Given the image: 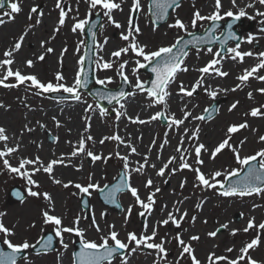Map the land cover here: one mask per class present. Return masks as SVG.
Listing matches in <instances>:
<instances>
[{
  "label": "rangeland",
  "instance_id": "obj_1",
  "mask_svg": "<svg viewBox=\"0 0 264 264\" xmlns=\"http://www.w3.org/2000/svg\"><path fill=\"white\" fill-rule=\"evenodd\" d=\"M122 2V5L125 7V14H126V25L122 26L121 28H116L114 25L108 22L107 17L103 15V10L97 7V9L90 10L87 6L86 0H61V5L64 8L65 11H68L69 8L72 9V11L68 12V15L65 20V24L63 26H60L58 24L59 21V12L60 9L56 8V0H21V5L23 3H26L28 6L25 8L26 10H23L19 14H15V18L11 21H8L7 18H5L6 22L4 25L12 24L14 25L13 29L11 30V33L7 36V40L4 41V43H1L2 46L0 48V59L3 57L1 52L9 50L14 45L15 41L19 38L20 35H25V38L28 36V39L31 37V34L36 33L39 34L38 30L33 28L34 21H37V19H47L51 22V27L49 30L41 35L44 42V47L41 49L39 48V51L42 50V53L39 55L33 54L31 49L26 51L25 47L24 50V58L21 59L20 67H24L22 71H24L23 74H35L38 76V78L42 82H56L55 81V75L56 73H61L64 76V80L61 81V83H65L67 85H72L74 83L76 72L80 67H83V65L78 64V60L81 56H84V51L87 43V38L85 36L84 31L81 32L80 30H77L76 32H73L72 26L78 19H88L89 23L94 18L93 16L98 15L101 18V23L98 26V29L95 33V39H94V58H93V66L92 71L94 75V80L96 79H105L106 77L112 78V83L107 84L106 86L98 85L94 82V84L91 86V89L97 88L99 86H102L107 89H117L122 79L117 75L119 64L123 61L127 60L129 63L125 66V74L129 77V83H127L128 88V94L124 97L122 101H120L121 104L125 106V103H130L132 106L134 105L135 108L139 106L144 111L142 112L141 119L144 117L147 122L152 124V130L153 132L150 134L147 141H142L146 143L147 149L150 152H160L161 145H165V141H167L169 138H174L176 134V127H169L168 121L159 118L157 120H151V116H153L157 111H163L165 113V116H169L170 114L167 113L166 109L163 107V104H153L151 98H149L146 94V92H140L138 89H135L134 85L136 83L137 78L140 79L142 83H144L145 86H147L150 76L146 73H143L142 69H139L137 71V74L135 76L132 75V68L135 67L134 61L136 59H141L136 57L133 53L129 52L128 54H122V56L117 59L115 57H112V60L114 62V66L111 69L103 70L98 69L96 67V61H97V54L98 52L103 48L105 43V38H107V42H112L114 45V51L118 50L121 47L127 46L126 41H123L121 39V33L126 32L128 30V19L131 16L133 20L134 25H138L141 29V33L138 35L137 39L141 44L147 45L146 50H156L160 46H168L171 43L175 41L177 36H186L184 32H182L179 29L176 28H169L168 25L171 23H174L176 18L181 19L183 22L188 24V31L195 32L199 31L200 33L209 25L208 20L200 21L197 24V27L193 29L191 27L190 21L193 17V13L196 11H201V4L202 0H183L180 1V7L176 9L175 11L172 10L171 13L167 16V19L165 22H162L161 25L156 26V30L153 31V24L151 23V17L148 11V0H141V9L139 12H133L131 10V3L132 0H120ZM246 0H236V4L240 3L241 6L244 5V2ZM249 4L255 6L258 8V10H263L264 5L259 3V0H247ZM256 1V3H255ZM11 2V0H8L7 3ZM44 2V6L41 7V3ZM113 2H115L113 0ZM210 2V1H209ZM120 3V2H119ZM213 6L211 10H208L207 14H209L211 11H215V1H212ZM37 7L38 12L37 13H31V8ZM7 7L5 9L0 11V14H2L3 11H7ZM119 10V9H118ZM246 15L244 17H241L240 20H242L243 27L237 26V30L241 33V40H240V51H248L252 52L255 56V60L257 63H259L261 57H259V52H264V37L261 39V41L258 42H252L248 43L246 41V37L251 34L255 37L259 36V32L262 31V27H264V20L261 22L259 21V16H254L248 9L244 8ZM116 10H113V18L115 15ZM239 12V9H238ZM234 12V14L238 13ZM264 12V11H263ZM42 13V15H41ZM31 14V19H29V15ZM264 17V16H263ZM232 17L223 16V19L220 20L222 23H228L226 20L230 19ZM88 23V24H89ZM252 24V25H250ZM31 25V27H29ZM87 26V25H86ZM85 26V27H86ZM248 26H251V28H248ZM59 28L57 31L56 29ZM264 36V32H261ZM221 31L216 34V36H220ZM234 44H230L228 47H234ZM47 47H51L54 49L53 52L56 54L59 53L60 63L55 66L54 68L50 70V64L49 59L52 53H44L45 49ZM21 47V49H23ZM213 52L218 51V46H214ZM20 49V50H21ZM64 49H67L66 52L61 56V52H63ZM207 47L199 49V51L195 49H191L189 51V55L185 58V64L184 66L188 68V71L184 72L181 71L179 74H183L182 79L173 82V84L169 87H174L172 95L178 96L180 98L185 99H191V101L197 103V106H200V113L199 115L204 114V109L207 107L209 108L210 105H212L214 102H218L219 106L225 104V98L224 97H216L213 98L211 103L209 105L201 107V103L205 104L207 101L206 94H200L199 89L193 94L192 97L184 96L182 93H179V85L183 83V85L188 88L189 85L192 84V82L197 80L196 78L200 79L203 75V80L207 78V75L209 74H201L199 72V68L205 64L204 62H209L213 59V54H209L207 56ZM202 53H205V56H201ZM43 54L45 56V59L43 61H40L38 57ZM50 55V56H49ZM232 54H226L221 60L220 64L216 65L217 68H227L231 72L232 69L236 68L235 71H237L241 63L239 61V58L236 60L231 59ZM72 58V62H70V65L67 62V59ZM32 59L34 61L33 67H27L26 61ZM245 59V58H244ZM71 60V59H69ZM189 62H192V65H186ZM4 72V69H0V75H2ZM212 74H215L214 72ZM258 75L264 76V69L258 70ZM215 76V75H213ZM255 78V77H253ZM216 79V78H214ZM7 83H15V78L11 77L9 78ZM30 83V82H29ZM222 83L219 79L215 80V84L219 85ZM241 83V82H240ZM262 84L264 86V81H262ZM245 87V85H244ZM201 88V87H200ZM264 88V87H263ZM35 89H31L28 87L27 84L20 85L15 88H4L0 86V104H2L4 107H0V118L4 123L8 126H12V131H8L9 133V140L8 142H11L12 144L19 143L20 148L25 145V142L32 141V137L29 135H26L25 132L21 130L20 135L16 137L14 134L16 133L17 128H23L22 125L24 123H28L29 125L33 124L34 118H37L39 116V112L44 110L46 107H56V109H60L57 105H64L67 104V106H76L81 108L82 114L81 119L79 121L80 126L84 125V133H86V137L88 135L93 136L90 130V128H85V125L89 123L92 117L96 118V122L98 123L100 131L104 134L101 139L105 137H110L112 135H118L120 137L121 133L119 131H116V128L120 127L122 125V119L124 118L125 114L132 113L130 110L125 111L120 108L119 104H112L111 107H108L106 109V114L101 116L100 109L96 107V101L94 99H91V97L88 95L87 92H80L81 99L79 101L72 98V100H68L66 98L61 100H55V99H49L48 94L45 93L43 95H36ZM97 95L101 93L100 91H96ZM61 94L69 95L68 93L63 92H57ZM233 99L234 101H237L238 95H233L229 100ZM104 100V99H103ZM228 100V101H229ZM227 101V100H226ZM104 102H107V100H104ZM253 102L251 107H260L261 105H264V94H262L260 91L253 94ZM93 105V108L90 111H86L88 105ZM117 111L123 113L119 119H117ZM250 111V110H249ZM248 111V112H249ZM59 112V111H58ZM247 114V112H246ZM249 114V113H248ZM197 115V110L196 114ZM18 121L19 126H13L12 120ZM90 118V119H89ZM215 118V117H214ZM212 118V119H214ZM246 115L242 114L240 116V119L235 120L233 123H239L242 120H247ZM163 119V120H162ZM212 119L209 118V120L205 121H198L195 120V125L200 126L201 131L204 127L207 126L209 121ZM22 122V123H21ZM229 122L227 126L230 124H233ZM36 124V123H34ZM52 126V125H51ZM35 131V137H37V140L34 143H37L41 146H47L50 147V149L58 150V149H64L62 147V144L66 143L65 138L59 133L56 132L55 129H57V126L53 128L51 131H44L41 128H38V126L33 127ZM50 130V129H49ZM245 130L250 133L249 128H245ZM154 131H156V134L153 135ZM258 131V130H257ZM72 132V130H71ZM226 132V130H225ZM261 132V133H260ZM260 132H255L252 135V141L250 145L248 146L249 149H242V153H240L241 156L254 154L256 151L260 150L261 148H264V142H261L259 140V137L264 135V124L263 127H261ZM167 133V135H165ZM248 133L246 135H248ZM191 132L189 133V135ZM200 135V134H199ZM221 141L225 138V133L223 136H221ZM243 134L241 131L238 133H235L232 135V140L230 141L231 144L234 146H240L239 142L242 140ZM52 139V140H49ZM93 143L92 141L86 142V149L88 151H92L96 155H101L102 157H109L107 159V162H104V160L100 161H92L90 157H88L86 154H79L76 156L75 164H78L81 167V175H79V179L72 180L71 182L73 185L75 183H80L82 186L87 185L88 177H93V182H98L101 186L104 184H110L114 178L119 177L120 173L123 172V161L117 158L116 153L121 152V143L119 141L114 140H105L103 144L100 143V140ZM143 140V139H142ZM244 140V138H243ZM155 141V143H153ZM7 142V143H8ZM195 141H189L187 138L184 140L183 147L186 146L187 149H190L191 144H193ZM67 144V151L73 150L77 145L74 143L71 145ZM186 144V145H185ZM70 148V149H69ZM93 149V150H92ZM190 152V150H189ZM189 152L186 153L187 157H189ZM241 152V151H240ZM24 153H22L23 155ZM29 154L25 155V158H28ZM177 156V162L176 165H170L169 169H166L165 176H156L158 179L166 177L168 182L172 179H175L177 181L176 187L174 190H170L169 186L167 184H160L159 188L161 191L156 194L155 200L156 203L153 206L154 210L151 212L150 215L146 214L145 216H140L139 213L142 211V209L135 205L134 198L131 196L129 192H125L124 194L120 193L119 198L117 197V200L120 202V206L122 207V212L118 213L114 211L109 205L110 204L106 201H104L103 196H98L97 191H92L91 196H87L85 194L79 193V190L76 189L74 186L70 185L68 188H64L62 185L52 184L48 182H39L41 187L40 189H37L38 191L42 192H48L50 195L51 193H55L58 196L62 198L61 202V211L57 213V216L62 217L63 226H73L74 218L77 216L81 217V220L79 222V227L82 226L85 229L86 239L89 240H95L99 241V238L102 235H106L109 231V226H113L112 224H115L116 227L114 229L118 232L119 237L122 241L126 242L127 233L128 232H135L138 235L143 231L144 224L147 222L149 225V234L151 232L152 226H154L156 223H154L156 220H159V215L161 216L162 211H164L166 208L165 200L166 198L173 197L176 200L185 202L186 199L190 200V211L188 212V217L185 219V221L182 223L180 229H177L174 225L171 223L167 226H161L158 228V236L156 237V241L159 242L160 239L165 238L167 240V243L165 244V248L168 252L167 261L169 264H175L177 261L178 256L177 255V249H179V246L174 240L175 235L177 232H179L181 235L182 232L185 231V229L189 228L193 225V222L191 221L192 216H196V212L198 209L195 207L197 203H199L203 198L204 202H206L208 205H210V202L214 201V205L209 207L210 213L207 212L205 215H203V219L205 218L207 221L206 225L211 224L215 222V219L212 218L211 213L213 214L216 210L217 204H220L221 206H228V204H231L235 209L230 212L229 216L226 218L228 222L232 224V227L226 231V229H221L218 235L215 238H210L206 232V237L212 240L211 242H214L215 240H218V243L216 244V248L212 251L215 252L217 255H227L230 258H234L239 254V249L243 246L244 243L250 242L251 239H253L257 234V229H251L248 233H244L243 231H238L235 236L230 234V231L232 229H243L246 227V224L244 223V219L241 216V213L243 215H246L247 213V205L250 203H253V201L258 200L260 197L257 195L252 196H246V197H223L217 194L216 189H203L201 187H194L195 181V173L194 171H190L188 169L179 170L174 175L171 174L170 168L171 166H174L175 168H178L179 166V154ZM10 162L13 165L14 159L9 158ZM195 160V159H194ZM234 156L232 152L228 149H225L222 151L221 154H218L215 161H209L210 164H213L212 171L220 170L223 171L224 169H230L233 167L238 168L239 166L234 163ZM77 162V163H76ZM130 162V161H129ZM136 162V161H135ZM133 162L130 163L133 167H138L140 162L137 163ZM196 163L192 166V168L198 167ZM63 167V166H62ZM0 168H2V162H0ZM210 171L209 174L212 172ZM73 173V172H72ZM76 175L75 173H73ZM68 178V175L66 176ZM143 179L141 174H138L136 172L131 173L130 183L132 186L137 187L139 190V195L142 199L146 201L147 195L149 192L154 191V185L152 188H145L144 184L146 181H141ZM157 179V181H158ZM222 179V178H221ZM239 179V178H237ZM181 181H186L185 186L183 188L180 187ZM66 181L65 183H67ZM154 182V181H153ZM156 183V182H154ZM171 183V182H169ZM176 183V182H175ZM17 186L18 189L21 190L22 194H24L25 198L23 201L19 200H10L8 197L9 190L13 187ZM28 185L26 184L25 180L21 177L9 173L6 170L0 171V211L6 213V215L2 218L4 224L6 226L12 227L15 226L14 231L15 235L11 238L13 242H21L24 239H27L30 243H35L36 240L40 239L41 237L45 236L47 233H52L55 236V232L53 231V225H45L43 224L41 212L45 209V204L47 201H45L42 197L41 198H34L27 195V189ZM91 191V190H90ZM82 198H87L89 202V209L84 211L81 206V200ZM105 203H107L105 205ZM264 203V198H263ZM129 205H132V212L129 216L127 223H125L124 217L128 215L127 209ZM172 206V204H170ZM261 215L257 218H255V223L258 225L261 222H264V208L260 209ZM237 211V212H236ZM101 213H104V216L101 217ZM60 214V215H59ZM95 216L96 221L98 222L100 228L103 230L101 232H97L95 230V227L92 225V216ZM35 224V227H29L31 224ZM154 223V224H153ZM203 228H206L203 224ZM219 227L211 228L212 231L217 229ZM43 229V231H41ZM210 229V230H211ZM64 242L69 245L67 249H64L62 245L59 242V238L55 236L56 239V248L53 250V252H47V253H31V249L25 250L24 253H26V256L29 258L30 264H59V261L63 259L66 261L67 264H72L73 261V254L76 251L75 245L77 242L79 243V237H76L74 234L70 233H64ZM199 241H190L192 244V247L194 250L196 248L200 247V244L202 243V236H199ZM0 239H2V235H0ZM2 243V242H1ZM207 241L204 242L206 244ZM207 245V244H206ZM131 247H135V245H131ZM234 248L235 250L232 253H227V248ZM2 249H5V245H2ZM249 255L260 262V264H264V232L261 233V241L258 247L255 249L250 250ZM129 263L131 261H134L135 264H138L140 261H146L148 264H153V261L156 259V253L154 250L141 248L138 249L135 253H130L128 256ZM121 258L119 256L116 257V259L113 261V264H120ZM18 264H25V261L23 258L18 260ZM179 264H191V260L187 258V256L184 259L179 260ZM206 264V257L205 262Z\"/></svg>",
  "mask_w": 264,
  "mask_h": 264
},
{
  "label": "snow or ice",
  "instance_id": "obj_2",
  "mask_svg": "<svg viewBox=\"0 0 264 264\" xmlns=\"http://www.w3.org/2000/svg\"><path fill=\"white\" fill-rule=\"evenodd\" d=\"M79 2V0H78ZM235 5L236 0H232ZM87 6L90 10L97 9L99 6L100 9L103 10V15L107 17L109 23L114 24L116 28H121L122 25L115 21L113 18V10H117L121 8L120 3L113 2V0H86ZM259 3L264 5V0H259ZM252 5H248L251 7ZM7 7V11H3L0 14V25H3L7 18L8 21H11L15 18V14H19L22 11L21 8V0H11L9 3H5V0H0V10L5 9ZM180 7L178 0H151L149 11L152 13V16L155 17L153 20V31L156 30L157 21H165L166 17L169 15V9L175 11ZM56 8L60 9L59 12V21L58 24L63 26L65 24L66 17L68 12L72 11L71 8L68 11H65L61 5V0H56ZM222 3L221 0H215V11L210 16L201 15L199 11L193 13V17L190 21L191 27L195 29L197 27L198 22L200 21H211L212 25L207 29V32L204 36H196L192 32L188 31V24L183 22L181 19L176 18L174 23L168 25L169 28H176L184 32L187 36L191 37V39H184L183 36H177L175 41L168 46H160L156 50H146L147 45L141 44L137 39L138 35L141 33V29L138 25L133 24L132 17L130 16L128 19V30L126 32L121 33V39L123 41L128 42L127 46L121 47L116 51L111 53L112 57L119 59L122 54H128L129 52L133 53L136 57L142 58L136 59L134 61L135 67L132 68V75L135 76L139 69L145 68L147 65H151V72L154 74L155 78L151 81V87L145 88L144 83L137 78L136 83L134 85L135 89H138L140 92H146L147 96L151 98L152 103L155 104H164L166 105L167 98L170 96V92L168 91V87L171 83H173L176 79V76L181 71H188V68L184 66L185 58L189 55V51L187 50L189 46H197L199 44H212L217 40L221 45L227 43L228 40H236L239 41L241 38L236 36V34L231 30L232 24H229L227 33L223 34L220 37H216L215 32L217 30V21L223 19V16L232 17L233 20H239L241 17L246 15L244 9H240L238 13L234 14L232 11H227L221 15ZM141 9V0H132L131 10L133 12H139ZM31 13H37L38 8L32 7ZM42 15V13H41ZM257 15L264 16V12H258ZM29 19H31V14L29 15ZM41 21L37 19L36 23L39 24ZM89 23L88 19H78L72 26V31L76 32L80 30L84 31L85 26ZM31 27V25H29ZM57 31L59 28L56 29ZM91 33V29H89ZM93 39H95V33H92ZM25 39V35H20L19 38L15 41L12 48L3 52V59H0V69H4L2 75H0V86L4 88H15L23 84H27L29 88L35 89L36 95H43L45 93H53V92H63L70 94L75 100L79 101L81 99L79 89L85 87L87 85V73L84 72L83 67H80L76 72V77L74 83L72 85H67L65 83H61L65 78L61 73H56L55 75V83L52 81L42 82L37 75L35 74H22L19 69L13 70L11 65L14 64V54L17 53L21 47L22 43ZM254 40V36L249 34L246 37V41L248 43H252ZM105 43H107V38H105ZM41 47H44V42H41ZM240 43L237 42L234 47H228L226 49L227 53L232 54L231 59L239 60L242 62L245 57L252 56V52L240 50ZM54 51L53 48L47 47L45 52L52 53ZM67 49H64L61 52V56L66 52ZM199 51V49H197ZM207 52L213 54V59L207 62V64L201 68H199V72L201 74H209L211 75L213 72L216 76L224 77L227 76L228 73L222 71L220 68H217L216 65L220 64L223 57L220 52H213L212 47L207 48ZM259 57H261L259 63H257L251 69L244 70L243 74L238 76L237 79L241 82L237 84L232 91H236L241 88L242 84L249 80L250 77H253L257 74L258 70L264 69V52L258 53ZM38 59L43 61L45 56L41 54ZM84 56H81L78 60L79 65H83ZM129 63V61L125 60L119 64L117 75L122 79V81L127 84L129 83V77L125 74V66ZM27 67H33L34 61L29 59L26 61ZM114 66L113 61H105L102 57H99L96 61V67L98 69H111ZM83 75V79H82ZM14 77L15 83H7L6 81L9 78ZM261 81H264V76H257ZM30 82V83H29ZM96 84L106 86L107 84L112 83L111 77H106L105 79H96ZM204 80L203 75L200 79H197L193 85L190 86V90L186 88L183 83L179 85V93H182L184 96L192 97L193 94L197 91V89L203 86ZM207 94L215 98L217 96L216 91L205 89ZM262 94H264V88L259 89ZM100 99L107 100L109 104H112L115 101L120 105V108L123 109L124 105L120 103L121 99H123L127 94L124 91L112 92V91H104L98 94ZM249 98H252V93H248ZM238 106V102H234L228 108L229 112H232ZM0 107H4L0 104ZM96 107L100 108L97 104ZM186 107V106H185ZM93 108V105L89 104L86 111H90ZM204 113L208 115H199L192 116V113L186 110H182L183 119L176 118L175 115L165 116L163 111H157L153 116H151V120H157L159 118H163L168 121V126L171 128L175 126L177 129L185 123V121L191 117L194 120L205 121L209 118L212 111H216V109L205 108ZM101 116L106 114V110L100 108ZM123 113L117 111V119ZM252 117H264V105L260 107H254L250 110L249 113ZM90 119V118H89ZM131 119V118H130ZM53 120H56L53 117ZM133 123H145L144 120H140L136 118L132 120ZM56 126L60 127L59 121H56ZM41 128L45 127L43 124L40 125ZM249 127L247 122L242 123H233L227 126L225 132V138L220 141L213 148L207 147L204 143L199 142V134L201 131L200 126L198 125L194 131H191L189 135V129H184V135L180 137V146L175 149V152L179 154V166L178 168H171V174H175L179 170L188 169L190 171H194L195 173V181L194 187H201L203 189H216L217 194L223 197H246V196H264V148L256 151L254 154L241 156L240 151L242 145L245 143L244 140L239 142V147L234 146L230 143L232 140V135L238 133L241 129H245ZM27 131L31 132L33 129L29 128L25 125ZM167 135V133L165 134ZM187 138L189 141H196L193 145L194 153H195V163L199 166L204 164V160L202 159V155L204 153L209 154V158L212 161H215L218 154H221L223 150L228 149L232 152L236 164L239 166L238 168L233 167L230 169H224L223 171L215 170L210 174H205L201 167L192 168V166L188 163V157L186 153L189 152V149L184 148V140ZM9 137L7 135V130L4 127H0V142H4L3 147H0V162H2V168L0 171L6 170L9 173L15 174L22 179L25 180L28 185L26 191L27 195L34 198H43L48 202V208L41 212V217L43 224L45 225H53V231L55 232V236L59 238V242L64 249H67L69 245L64 242V233L74 234L76 237H79V245L80 251L74 254L72 264H113V261L117 256L121 258L120 264H129L128 256L130 253H135L138 249L146 248L150 250H154L156 253V259L153 261V264H169L167 261L168 252L165 248V244L167 240L162 238L159 242L156 241V237L158 236V228L161 226H167L170 223L174 225L177 229H180L182 223L188 217V212L181 211V208L178 206L183 203V201H177L174 204V211L167 212L166 218L162 220H158L154 226L151 228V232L149 234V225L147 222L144 224L143 231L138 235L135 232H128L126 242L122 241L119 237L118 232L114 229L113 226H109V231L106 235H102L99 238V241L89 240L85 238V230L79 227V222L81 220L80 216L74 218L73 226H63L62 217L51 214L54 211V201L52 196L48 192L38 191L41 185L35 180L33 177L43 171L45 174L49 176L54 184L62 185L64 188H68L70 185L74 186L79 190V193L85 194L87 196H91L92 191H97L103 194V197L106 202L115 204L117 207L120 205L117 202V194L127 191L134 198L135 205H138L142 211L139 213L140 216H145L146 214L150 215L154 210V205L156 203L155 196L157 193L161 191L159 187H155L154 191H151L147 195L146 201L141 198L139 195V190L137 187L132 186L130 183L131 173L136 172L138 174H143L144 169L148 165L149 157L146 155L143 157V163L139 164V167L130 168L129 158L126 155H120L119 152L116 153L117 158L123 161V172L119 175V181L115 184H112L111 187L108 184H104L101 186L98 182H93V177H88L87 185H81L80 183H73L71 181L67 183H63L60 179H57L54 176V166L56 165H64L65 159L62 156L59 159H52L47 164H45L39 156L35 158H20L16 165H13L10 162V157H13L15 153L18 152L19 146L16 147L8 146ZM93 137L88 135L87 137H82L78 145L71 152V156L75 157L81 153L86 154L91 158L92 161H100L104 160L107 162L109 157H102L101 155H96L92 151H88L86 149V142L92 141ZM105 140H114L119 141L120 143H124V141L118 135H112L110 137H105L100 140V143L103 144ZM261 142H264V135L259 137ZM155 143V141H153ZM164 143H167L165 141ZM131 149V153H136L137 149L132 145H127ZM163 144L161 145V148ZM157 159H160L158 156ZM177 162V156H171L167 160V162L163 163V166L160 167L156 175L157 176H165L166 169H169L170 165H173ZM155 168V164L150 165ZM233 177H239V179H230ZM222 178V179H220ZM115 179V178H114ZM167 182V181H165ZM186 181H181L180 187L183 188L185 186ZM153 180L148 178L144 184L145 188L153 187ZM91 190V191H90ZM17 197V199L23 201V197L21 193L16 192L13 193ZM204 201L201 200L196 204V208L202 209ZM167 208V205L164 206ZM253 207H256L254 205ZM132 205H129L127 209L128 215L124 217L125 223L132 212ZM6 215V213L0 211V235H2L3 245L7 246L8 251H4L0 249V264H18V258H20L21 254L25 252V250L35 249L39 246L43 250H47L52 247L53 237L47 236L46 238H40L36 240V242L30 243L27 239L22 240L21 242H13L11 239L15 235L14 228L15 226L9 227L6 226L2 220V218ZM243 213H241V216ZM104 216V213H101V217ZM197 220V216H192L191 221L195 223ZM207 223V221H204ZM92 225L95 227L97 232L103 231L98 222L96 221L95 216H92ZM29 227L34 228L35 224H31ZM229 225L227 223L221 224L219 228L209 231L207 235L210 238H215L221 229H228ZM251 229H257L256 236L250 240V242H246L239 249V254L230 258L227 255H217L215 252H210L206 257V264H260L259 261L253 259L249 252L252 249H255L259 246L261 241V233L264 232V222L259 223L258 225L255 223L254 218L249 219L246 227L241 229H232L230 234L235 236L238 231H243L244 233H248ZM43 231V229L41 230ZM189 241H199L200 237L198 235H191ZM175 242L180 248L179 257L175 264H179L180 259H184L186 256L191 260V264H202V261L197 258L195 255V250L192 247L190 242H186L182 235L177 232L174 237ZM135 245V247H131V245ZM234 248H227V253H232ZM25 264H30L28 256H23Z\"/></svg>",
  "mask_w": 264,
  "mask_h": 264
},
{
  "label": "bare ground",
  "instance_id": "obj_3",
  "mask_svg": "<svg viewBox=\"0 0 264 264\" xmlns=\"http://www.w3.org/2000/svg\"><path fill=\"white\" fill-rule=\"evenodd\" d=\"M116 3L121 4V8L118 10H116L115 15H114V20L119 22L122 26L126 25V14H125V7L122 5V2L120 0H114ZM202 6H201V15L204 16H210L214 11H211L209 14H207L208 10H211L213 6L212 1L215 0H202ZM210 1V2H209ZM222 3V8L220 10L221 15H223V13L227 12V11H234V12H238V9H248L252 14H254V16H259L257 15L258 12H263V10H258V8H256L255 6H257L255 4L252 5L251 7H248V5H251L248 3V1L246 0L244 2V5L241 6L240 3L235 5L233 4L232 0H221ZM256 3V1H255ZM44 6V2L41 3V7ZM28 6L26 5V3H23L21 5V8L23 10H26L25 8H27ZM232 18H230L231 20ZM259 21L261 22L262 20H264L263 16H259ZM229 20V21H230ZM40 23L37 24L36 21H34V25L33 28L37 29L39 34L33 33L31 34V37L28 39V36L24 39L23 41V46L25 47V50L28 51L31 49L33 54H37L39 55L40 53H42V50L39 51V48L41 47V42H43V40H41L42 38L40 37L41 35L45 34L49 28L51 27V22L50 20L47 19H40ZM228 21V22H229ZM234 21V20H233ZM235 22V21H234ZM230 23H228L227 25H223L222 23H218L217 24V30L216 32L220 31L221 29L224 28V31H226V29H228V25ZM238 24V23H237ZM237 24H233L232 27V31L236 32L237 29L234 28V25ZM114 24H112L111 26H113ZM240 25V24H239ZM252 25V24H250ZM14 25H12L11 23L8 25H0V48L2 46L1 43H4V41L7 40V36L9 35V33H11V30L13 29ZM240 28L243 27V25L241 24L239 26ZM251 28V26H248L247 30ZM215 32V33H216ZM264 32V27H262V31ZM261 32H259V36L255 37L253 42H260L261 39H263V34H261ZM238 34H241L238 31ZM22 46V48H23ZM114 45L112 44V42H107L103 48L98 52L97 54V58L102 57L105 61H111L112 60V56L111 53L114 51ZM41 49H43L41 47ZM23 49L19 50L17 53L14 54V64L11 65L13 70L19 69L21 71V73L23 74L24 71H22V69L24 67H20V61L22 58H24V52H26ZM4 52V51H3ZM3 52H1V54H3ZM44 53H47L44 51ZM207 56H209L210 53L206 52ZM49 54V53H47ZM3 56V55H2ZM50 56V55H49ZM201 56H205V53H202ZM4 57H2L1 59H3ZM60 59H62L61 57H59V53L56 54L55 52L52 53V55L50 56L49 64H50V70L54 68V65L57 66L60 63ZM71 59V60H69ZM67 59L68 64L70 65V62H72V58ZM240 61V60H239ZM241 62V61H240ZM205 64H203L201 67L206 65V62H204ZM257 64V61L255 60V56H249V57H245V59L243 60V62L241 63V65L239 66L240 69H238L237 71L236 68L232 69L233 71L231 72L229 69L227 68H221L222 71H225L228 73L227 76L224 77H219L216 76L215 74H211V75H207V78L204 80V84L203 86H201V88L199 87V93L203 94L206 96V103L203 104L201 103V107L207 106L209 105V103H211V101L213 100L212 97H210L207 92H206V88L208 90L211 91H216L217 92V96L216 97H224L225 98V104L219 106L218 109V113L217 116L212 119L211 121H209V123L207 124L206 127H204L202 129V131H200V135H199V142L204 143L207 147L209 148H213L214 146H216L222 139L221 136H223V134L225 133V130L227 128V125L229 124V122L233 123L235 120L240 119V116L242 114H245L247 120H242L239 123L242 122H247V124L249 125V130L250 133H248L245 129H241V133L243 134V138L245 143L242 145L241 147V152L242 153V149H249V145L252 141V135L255 132H260L261 127H263L264 124V117H252L250 114V111L252 109L251 105L253 102V94L258 92L259 89H262L264 86L262 84V81L259 80L258 78H256L257 76H261L258 74H255L253 77H250L248 81L244 82L241 86V88L237 89L236 91H232L233 88H235V86L237 84H240V81L237 79L238 76L242 75L244 70L246 69H251L252 67H254ZM186 65H192V62H189ZM200 67V68H201ZM32 74V73H30ZM215 75V76H213ZM183 74H177L176 79L177 81H179L180 79H182ZM216 78V79H214ZM198 79V78H196ZM219 79L222 83H220L219 85L215 84V80ZM173 83H171L172 85ZM194 84V81L192 82L191 85ZM188 87V89L190 90V86ZM245 85V87H244ZM170 86V85H169ZM176 86V85H175ZM174 87H168V91L170 92V96L167 98L166 101V105L165 106L163 104V107L166 109L167 113H169L170 115H175L176 118H180L183 119V113L182 110H186L192 113V116H194L196 114V110H197V115L199 116L200 113V106H197V103L191 101V99H185V98H180V97H176L172 95L173 89H175ZM252 93V98H249L248 93ZM238 95V99L237 101H234L233 99L229 100L233 95ZM215 97V98H216ZM50 98V96L48 97ZM227 100V101H226ZM229 100V101H228ZM234 102H238V106L236 109H234L232 112L228 111V108L230 107V105ZM58 107H60V109H56V107H46L44 110L39 112V116H37V118H34L33 120V124L29 125L28 123H24V125H22L23 128H17L16 133L14 134L16 137H18V135H20V132L22 130V132L24 131L26 135H29L32 137V141H27L25 142V145L22 146V148L18 149V152L14 154L12 158V160L14 159V164L18 163V160L20 158H25L26 154H29L28 158H35L36 156H39L41 158V160L47 164L49 161H51L52 159H59L62 156L65 159V164L64 165H56L54 166V176L57 179H60L63 183H65L66 181H72L75 179H79V175H81V167L78 164H75V157L71 156V152L73 150L67 151V144L70 143H74L75 145L78 144L79 140L82 137H86V133H84V125L80 126V117L82 114V110L79 107L76 106H67V104L64 105H57ZM186 106V107H185ZM124 110H130L133 111L132 113H129L128 115L125 114L124 118L122 119V125H120V127L116 128V131H119V133H121L120 138L124 141V143H121V152L120 155H126L129 158L130 163L133 164V162L137 163L138 161L140 163H143V157L144 156H148L149 160H148V165L146 166V168L143 171L142 177L143 179H141V181H147L148 178H151L154 182L153 185L154 187H159L161 185L160 184H167L169 186L170 190H174V188L176 187L177 181L175 179L170 180L169 183L167 178H161L158 179V177L156 178V172L157 170L163 166V163L167 162V160L169 159V157L171 156H176L178 153L175 152V149L180 146V137L182 135H184V129L187 128L189 129V133L191 131H194L195 128L197 127L195 125V120L192 119L191 117H189L185 123L183 125H181L178 129L176 128V134L174 138H169L167 140V143H165V145L161 148V150H159L160 152H150L147 149L146 143L142 142V141H147V139L149 138L150 134L153 132L152 130V124H150L149 122H147L145 120V118L143 117L141 119V115L142 112L144 111L143 109H141L139 106L137 107V109L135 108V106L130 103H125L124 106ZM59 111V112H58ZM249 111V112H248ZM128 112V111H127ZM247 112V114H246ZM53 117L56 118V120H53ZM131 118V119H130ZM136 118H139L140 120H144L145 123L141 124V123H133L132 120H135ZM12 120V125L13 126H19L20 124H18V121H14V119ZM56 121H59L60 123V127H57V129H55L56 132H59L64 138L66 143L62 144V147L64 148L62 149H50V147L44 146L41 144V146L37 143H34L37 140V137L34 138L35 136V131L34 128L35 126H38V128H41L40 125L43 124L45 127L41 128L44 131H51L53 128H55L56 126ZM22 123V122H21ZM36 123V124H34ZM25 125H27L29 128L33 129V131L29 132L26 130ZM52 125V126H51ZM0 127H4L7 130V135L9 137V133L8 131L11 129L12 126H8L4 123V121H2V119L0 118ZM85 128H90V130H88L89 132H91V134H93V140L92 142L95 143L96 141H98L99 139H101V137H103V133L100 131L101 129L98 126V123L96 122V118L92 117L91 120L89 121L88 125H85ZM50 129V130H49ZM72 130V132H71ZM258 130V131H257ZM12 131V129L10 130ZM248 133V135H246ZM261 133V132H260ZM156 134V131H154L153 135ZM242 138V140H243ZM143 139V140H142ZM196 143L193 142V144H191L190 147V152H189V157H188V163L193 166L195 163V153H194V148L193 145ZM4 142H0V147H3ZM71 144V145H72ZM132 145L137 149L136 153H131V149L129 147H127V145ZM19 146V143L17 144H12L11 142H8V146ZM186 145V144H185ZM189 146H186L185 148H187ZM70 149V148H69ZM74 149V148H73ZM93 150V149H92ZM22 153H24L22 155ZM160 157V159H157V157ZM202 159L204 160V164L201 167V170L205 173V174H209L210 171H212V167L213 164H210L209 161H211V159L209 158V154L204 153L202 155ZM77 163V162H76ZM234 163L235 160H234ZM155 164V168L151 167L150 165ZM176 165V163L174 164V166ZM63 166V167H62ZM174 166H171V168H174ZM139 167V166H138ZM131 168H135L134 166ZM170 168V169H171ZM75 173L76 175H74L73 173ZM68 175V178L66 177ZM35 180H37L38 182H48V183H52V180L49 178V176L47 174H45L43 171H41L40 173H38L37 175H35L33 177ZM158 179V181H157ZM221 179V178H220ZM119 180L118 178H115L110 184H108L110 187L112 184L117 183ZM167 181V182H165ZM176 182V183H175ZM178 185V184H177ZM127 192V191H124ZM52 199L54 201V211H52L51 214L57 215V213L59 211L62 212L61 208V200L62 198L60 196H58L55 193H51ZM118 196V194H117ZM260 198L258 200L253 201V203H250L247 205V213L246 215H242V218L244 219V223L247 225V222L249 219L257 218L261 215V210L262 208H264V203H263V198L264 196H259ZM205 199V197L203 198V200ZM179 201L176 200L173 197H169L166 198L165 200V204H167V208L162 211L161 216L159 215V220H162L164 218H166L167 216V212L169 211H174V204ZM172 204V206L170 205ZM214 205V201L210 202V205H208L206 202L203 203L202 209H199L196 213L197 216V220L195 221V223H193L192 226H190L189 228L185 229L184 232H182V237L186 242H190L189 241V237L191 235H198V236H202V243L200 244L199 248L195 249V255L197 256L198 259H200L202 261V264H204L205 262V257H207V255L212 252L215 248H216V244L219 241L215 240L214 242H211L212 240H210L209 238L206 237V232L212 231L211 228L214 227H219L221 224H225L227 223L229 225V228L226 229L229 230L232 227V224L230 222H228V220L226 219L230 212H232L235 207H233L231 204H228V206H221L220 204H217L216 210L214 211V213L212 215V218L215 219V222L211 224L206 225V223H204V221L206 220L205 218L203 219V215H205L207 212L210 213V208L211 206ZM254 205H256V207H253ZM181 208V211H190V200L186 199L185 202H183L182 204L178 205ZM48 208V202L45 204V209ZM121 206L117 208V210H121ZM237 212V211H236ZM60 215V214H59ZM158 220H156L154 223H156ZM153 223V224H154ZM203 224L205 225L206 228H203ZM114 227H116L115 224ZM80 228L84 229V227L80 226ZM211 229V230H210ZM85 230V229H84ZM222 231V230H221ZM86 233V232H85ZM53 237V244L51 249H55L56 248V239L55 236L52 234ZM85 238H86V234H85ZM207 241V245L204 244V242ZM49 251L50 252H53ZM180 252V248L177 249V255L178 256ZM43 253H47V252H43ZM59 264H67L66 261H64L63 259H61L59 261ZM129 264H135L134 261H131V263ZM138 264H148V262L146 261H140Z\"/></svg>",
  "mask_w": 264,
  "mask_h": 264
},
{
  "label": "water",
  "instance_id": "obj_4",
  "mask_svg": "<svg viewBox=\"0 0 264 264\" xmlns=\"http://www.w3.org/2000/svg\"><path fill=\"white\" fill-rule=\"evenodd\" d=\"M7 1L8 0H5V3L7 4ZM179 1V0H178ZM150 2H151V0H150ZM172 9H169V12L171 11ZM151 13V12H150ZM151 15H152V13H151ZM152 19L153 20H155V17L154 16H152ZM166 19H167V17H166ZM165 19V20H166ZM162 22H165V21H157V23H156V26H158V25H161L162 24ZM237 24V23H240L238 20H235V22L233 21V22H231L230 24H232V27H233V24ZM98 26H99V20H94V22L92 23V24H90V28H88L87 29V43H86V48H85V54H84V57H85V59H84V63H83V69H84V72L85 73H87V85L85 86V87H82L81 89H80V91H86V90H88V87L93 83V74H92V69H90V68H92V64H93V57H94V50H93V48L92 47H94V39H93V36H92V33H96V31H97V29H98ZM89 29H91V33L89 32ZM231 30H233V29H231ZM227 31H228V29H226V31H225V33H227ZM206 32H207V30L205 31V33L203 34V35H196V36H204L205 34H206ZM234 32V31H233ZM235 34H236V36H238V37H240L239 36V34L237 33V32H234ZM185 39H191V37H187V38H185ZM230 42H233V43H237V42H240V41H236V40H228L227 41V43L226 44H224V45H221L220 43H219V41L217 40L216 42H214V43H212V44H199V45H197V46H195V48H200V47H202V46H208V47H211V46H213V45H215L216 43L217 44H219L220 45V54L221 55H223V54H225L227 51H226V46H227V44L228 43H230ZM190 47H193V46H189V48ZM188 48V49H189ZM187 49V50H188ZM144 69V71L146 72V73H149L150 75H151V79L149 80V82H148V85L145 87V88H148V87H151V81L155 78V76H154V74L151 72V65L149 64L148 66H146L145 68H143ZM82 79H83V75H82ZM124 84V83H123ZM127 85L126 84H124V85H122L121 86V88H119V89H117V90H105V88H102V87H98V88H96V89H94L93 91H91V95H92V97L95 99V101H97L98 102V105L100 106V108H103V109H106V107H108V106H111L112 104H114V103H116L115 101H113L112 102V104H109L108 102H104L103 100H101L100 98H99V95H97L96 93V91L98 90V91H100V92H104V91H112V92H119V91H124L126 94H127ZM57 97H59V98H61V97H65V96H57ZM66 97H68V98H72V96H66ZM213 107L211 108V109H216V111H212L211 112V115L209 116L210 118H212V117H214L215 115H216V113H217V108H218V105L217 104H215V105H212ZM210 109V110H211ZM206 115H208V114H206ZM209 119V118H208ZM237 178H239V177H233V178H230V179H233V180H235V179H237ZM16 192H19V193H21V195H22V197H23V199L25 198V196H24V194H22V192L18 189V188H13V189H11V193H10V197H11V200L13 201V200H19V199H17V197L15 196V195H13V193H16ZM19 201H21V200H19ZM88 206V204H87V202H86V200H84L83 202H82V207L84 208V209H86V208H88L87 207ZM112 208H115V209H117V207L115 206H113L112 205ZM47 236H52V234H46L43 238H46ZM0 249H2V244H1V242H0ZM76 252L75 253H78L79 251H80V245L79 244H76ZM4 251H8V249H7V246H6V248L5 249H3ZM53 249H51V248H49V249H47V250H43V249H41L39 246H37L35 249H32V252L33 253H43V252H49V251H52ZM23 256H26V253H22L21 254V256H20V258H18V260H20L21 258H23Z\"/></svg>",
  "mask_w": 264,
  "mask_h": 264
}]
</instances>
